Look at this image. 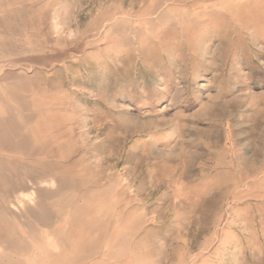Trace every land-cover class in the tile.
I'll return each mask as SVG.
<instances>
[{
    "label": "rangeland",
    "instance_id": "1",
    "mask_svg": "<svg viewBox=\"0 0 264 264\" xmlns=\"http://www.w3.org/2000/svg\"><path fill=\"white\" fill-rule=\"evenodd\" d=\"M0 264H264V0H0Z\"/></svg>",
    "mask_w": 264,
    "mask_h": 264
},
{
    "label": "bare ground",
    "instance_id": "2",
    "mask_svg": "<svg viewBox=\"0 0 264 264\" xmlns=\"http://www.w3.org/2000/svg\"><path fill=\"white\" fill-rule=\"evenodd\" d=\"M220 9H222L223 12H224V10H225L226 8H220ZM220 9H219V10H220ZM225 11H226V10H225ZM152 12H153V11H152ZM223 12H222V13H223ZM224 13H225V12H224ZM224 13H223V14H224ZM146 19L150 21L152 18H150V19H149V18H146ZM156 19H157V18H155V20H156ZM179 29H180V28H179ZM146 31H147V30H146Z\"/></svg>",
    "mask_w": 264,
    "mask_h": 264
}]
</instances>
